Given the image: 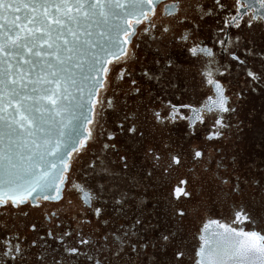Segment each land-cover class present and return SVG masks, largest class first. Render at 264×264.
<instances>
[{
    "label": "snow or ice",
    "instance_id": "1",
    "mask_svg": "<svg viewBox=\"0 0 264 264\" xmlns=\"http://www.w3.org/2000/svg\"><path fill=\"white\" fill-rule=\"evenodd\" d=\"M160 3L0 0V113L12 108L8 117L11 131L23 130L32 137L36 129L43 135L31 141L33 147L50 145L44 152L63 164V170L52 175L56 164L38 151L22 157V165L8 158L10 170L0 172V264H185L186 252L180 241L184 210L169 200L172 210L165 223L155 206L148 208L147 194L189 159L194 164L207 163L209 179L220 185L231 183V193L250 196L264 206V166L249 163L241 167L236 158L229 160L214 146L231 126L224 114L236 111L222 79L234 76L237 100L249 92L264 91V0H174L164 7L170 17L167 21L157 20ZM89 29H97L95 35L103 45L91 39L94 33ZM142 43L145 50L141 57L138 50ZM181 58L200 63L202 82L211 92L206 97L211 107L201 105V111L169 98ZM129 60L140 61L138 77L127 67L112 74L111 64L127 65ZM85 65L88 74L83 79L92 87L89 114L82 115L83 123L92 128L85 129L83 140H94L98 128L106 142L89 165L98 181L95 188L88 192L79 188L91 211L79 210L70 216L71 208L61 203L67 180L64 173L70 168L64 156L86 145L76 142L67 153H61L63 128L71 121L45 128L40 114L72 115V102L77 98L69 89L83 92L73 73H83ZM109 89H113L111 96L107 95ZM27 101L34 102L31 110L25 107ZM78 106L84 107L83 103ZM106 109L115 117L111 126L104 119ZM205 113L214 118L204 143L170 150L167 164L157 175L156 162L163 157L150 139L154 130L185 121L186 137L197 136V125L208 124ZM121 135L132 142L135 152L117 147ZM210 144L219 159L207 157ZM109 151L117 155L118 168L110 167L114 161L108 159ZM139 155L153 162L150 168L138 167ZM188 184L186 179L179 181V185ZM176 191L191 195L186 187L174 188L171 195ZM92 201L98 206L93 207ZM31 211L38 212V218H30ZM251 221L252 217L241 211L233 224ZM229 231L233 235L225 242L204 241L195 252V264H264V232L231 226Z\"/></svg>",
    "mask_w": 264,
    "mask_h": 264
},
{
    "label": "flooded vegetation",
    "instance_id": "2",
    "mask_svg": "<svg viewBox=\"0 0 264 264\" xmlns=\"http://www.w3.org/2000/svg\"><path fill=\"white\" fill-rule=\"evenodd\" d=\"M174 0H161V3L156 8L157 20L167 21L170 19L167 13L164 12L165 5L173 3ZM264 28V25H261ZM259 31V29L257 30ZM145 46L142 43L138 50V55L143 56ZM178 75L175 79V87L169 91V98L174 103H185L201 109V105L212 103L207 101L206 97L211 95L209 88L202 82L200 76L201 65L198 61L185 62L183 58L178 61ZM112 69V74L119 72L121 67H127L128 71L137 75L141 69L139 60H129L127 65L123 63H113L109 66ZM121 83L120 81H115ZM225 85V94L230 97L232 106L236 108L234 113L224 114L226 121L231 126L225 130L223 139L215 142V147L220 149V155L226 156L229 160L236 158L240 166L243 167L249 163L255 166H264V91L259 93L249 92L244 99L237 100L233 93L236 91V81L234 76H225L222 81ZM122 86L126 87V85ZM115 91H119L116 89ZM113 89H109L107 95L111 96ZM131 103V102H129ZM187 113V110H184ZM203 111V109H201ZM208 124L197 125V136L186 137L187 125L185 121H180L175 125H168L165 128H157L154 130L153 136L150 138L162 154V160L157 163V175L168 161V152L175 150L179 146L187 149L195 147L197 144L204 143V135L211 119L214 118L211 114H207ZM114 114L111 110L105 111L104 119L107 125L111 126L114 119ZM87 128H92V125H87ZM87 135V133H86ZM147 135V133H146ZM118 148L121 146L128 147L130 151L135 152L133 144L125 135L118 137ZM106 142L99 135V129H96V138L94 140H84L85 148L71 154L68 164L69 170L64 175L67 177L63 191V201L67 208H71L69 215H74L76 211L87 210L91 211L88 204L85 203V192L95 188L97 178L91 175L89 165L94 161L95 156L101 154V144ZM170 145L171 148L166 147ZM108 159L114 161L110 164L112 168H118L120 161L117 155L109 151ZM216 156L213 151V145H209L207 157ZM216 159H219L216 156ZM107 162V161H106ZM138 167L143 165L150 168L151 161H144L142 155L136 156ZM215 160L211 161V167L215 170ZM208 164L201 162L194 164L190 159L187 160L182 167L173 168L171 176L163 182H158L155 188L149 189L147 194L148 208L152 209L155 206L157 215L165 222H168V216L171 212L169 200H172L177 208H182L185 215L182 218L183 227L181 230V245L186 252L185 264H195V252L200 248L204 241L225 242L232 237L229 231V226L236 227L243 231L255 230L264 232V206L255 202L250 196H241L231 193L232 184L220 185L219 181L209 179L210 172H206ZM195 177V181H193ZM188 180V185H179L180 180ZM72 185H76L73 188ZM84 188L85 192L79 191V188ZM186 187L191 195L185 197L181 191H176L175 195H171L174 188ZM179 197V199H176ZM71 202L70 205L67 202ZM92 206H98L96 201H92ZM55 210V209H53ZM246 212L252 217L251 222L235 223L237 212ZM39 213L31 211L32 219L38 218ZM240 220H244L243 214ZM67 224L68 221L65 220ZM223 225V227H222Z\"/></svg>",
    "mask_w": 264,
    "mask_h": 264
},
{
    "label": "water",
    "instance_id": "3",
    "mask_svg": "<svg viewBox=\"0 0 264 264\" xmlns=\"http://www.w3.org/2000/svg\"><path fill=\"white\" fill-rule=\"evenodd\" d=\"M93 31L92 40L98 42L103 45L104 41L100 40L98 36L95 35V31L97 29H89ZM113 36L115 33L112 34ZM87 39L86 37H82ZM88 74V67L85 65L83 69V73L80 70H76L73 73L74 78L76 80V84L83 90V92H78L75 87L69 89L74 97L77 99L72 102V115L68 116L67 113L62 114L61 116H56L54 112H42L40 114V122L44 125L45 128H58L60 125L57 123L58 121H64L68 123L67 127L63 128L65 132V136L62 138L63 143L61 144L60 151L61 153H67L70 149L71 145L76 142L83 141V136L86 135V127L88 124L83 123V115H88L87 107H88V93L91 89L92 85L89 81L84 80L83 76ZM31 87V86H30ZM27 91V90H24ZM31 95L32 93L29 92ZM83 103L84 107L80 108L78 104ZM34 102L27 101L25 103V107L28 109H32ZM13 113L12 108H8L6 113H0V116L4 117L3 121H0V157L3 159L0 160V172H4L5 170H10L8 168V158H11L14 163L18 165L24 164V160L22 157L29 156L30 153L39 152L41 155H44L45 160L50 161L51 163L56 164V168L51 170L52 175L58 174V170H63V164L59 162L58 159H54L51 156H48L44 152L45 147H50V145H44L40 149H35L31 143L33 139H36L37 136H42L43 134L33 129L32 131L36 133L35 136L29 137L26 132L20 130L19 133H13L11 129L8 127L9 123H11L8 119L9 115ZM83 113V115H82ZM83 124V127L81 126ZM15 127V125H13ZM53 140H55V136H53ZM43 144V141H40ZM74 153V152H73ZM70 156L65 155L64 159L68 163ZM41 167H43V162H41ZM67 173V172H65ZM64 187V186H63Z\"/></svg>",
    "mask_w": 264,
    "mask_h": 264
}]
</instances>
